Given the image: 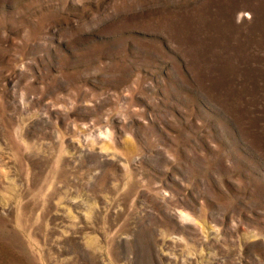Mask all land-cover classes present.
I'll return each instance as SVG.
<instances>
[{
    "label": "rangeland",
    "instance_id": "374dc122",
    "mask_svg": "<svg viewBox=\"0 0 264 264\" xmlns=\"http://www.w3.org/2000/svg\"><path fill=\"white\" fill-rule=\"evenodd\" d=\"M0 264H264V0H0Z\"/></svg>",
    "mask_w": 264,
    "mask_h": 264
}]
</instances>
